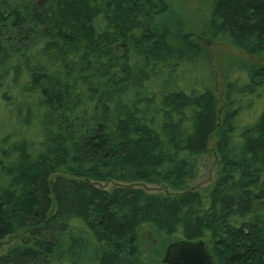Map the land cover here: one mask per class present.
<instances>
[{
    "label": "trees",
    "instance_id": "obj_1",
    "mask_svg": "<svg viewBox=\"0 0 264 264\" xmlns=\"http://www.w3.org/2000/svg\"><path fill=\"white\" fill-rule=\"evenodd\" d=\"M168 11L166 0H0V239L33 232L0 264H165L178 239H202L218 264H264V63L229 84L223 113L178 74L206 36L263 53L264 0H213L196 36ZM210 150L202 188L97 185L181 189ZM144 232L159 249L142 251Z\"/></svg>",
    "mask_w": 264,
    "mask_h": 264
},
{
    "label": "rangeland",
    "instance_id": "obj_2",
    "mask_svg": "<svg viewBox=\"0 0 264 264\" xmlns=\"http://www.w3.org/2000/svg\"><path fill=\"white\" fill-rule=\"evenodd\" d=\"M169 4L168 17L166 21L177 22L183 31L201 35L208 25L213 0H166ZM167 15V14H166ZM134 37V36H131ZM202 46V58L200 57L195 64L183 67L180 70V84L184 88H197L201 85L207 86L212 90L221 101L219 106L223 113L224 96L228 91V86L232 81H239V78L245 75L244 69H249L264 63V52L250 56L241 49L237 48L229 41L221 37L206 36ZM244 78V77H243ZM241 78V79H243ZM171 81V79H170ZM168 82V84H171ZM162 79L155 83L160 86ZM259 107V106H258ZM255 111H253L254 113ZM6 115L0 110V130H8L9 121L6 124L1 123ZM15 131V130H14ZM34 135V131H32ZM216 156L213 150H210L205 156L202 164V172L192 180H188L181 189L157 182H118L115 180L103 181L97 183L99 187L105 190H112L115 187L128 186L142 189L146 193L167 195L179 190L192 188H202L207 186L214 178L216 172ZM33 235L32 229H18L14 233L0 239V254L14 245L25 244ZM141 249L143 252L149 248L159 249L160 241L153 234L144 232ZM163 256V255H162ZM159 256V260H160ZM162 258V257H161Z\"/></svg>",
    "mask_w": 264,
    "mask_h": 264
},
{
    "label": "water",
    "instance_id": "obj_3",
    "mask_svg": "<svg viewBox=\"0 0 264 264\" xmlns=\"http://www.w3.org/2000/svg\"><path fill=\"white\" fill-rule=\"evenodd\" d=\"M165 264H218L202 239H178L168 243L163 252Z\"/></svg>",
    "mask_w": 264,
    "mask_h": 264
}]
</instances>
